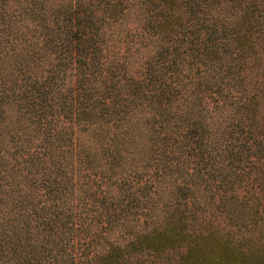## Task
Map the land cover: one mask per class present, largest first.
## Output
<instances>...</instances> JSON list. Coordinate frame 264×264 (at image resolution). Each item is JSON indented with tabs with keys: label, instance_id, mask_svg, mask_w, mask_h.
Listing matches in <instances>:
<instances>
[{
	"label": "trees",
	"instance_id": "obj_1",
	"mask_svg": "<svg viewBox=\"0 0 264 264\" xmlns=\"http://www.w3.org/2000/svg\"><path fill=\"white\" fill-rule=\"evenodd\" d=\"M0 264H264V0H0Z\"/></svg>",
	"mask_w": 264,
	"mask_h": 264
}]
</instances>
